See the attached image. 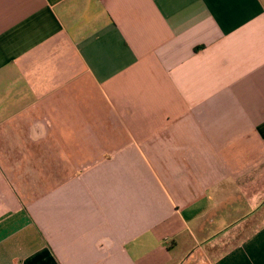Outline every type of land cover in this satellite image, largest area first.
I'll return each mask as SVG.
<instances>
[{
  "label": "crops",
  "instance_id": "0c3cea01",
  "mask_svg": "<svg viewBox=\"0 0 264 264\" xmlns=\"http://www.w3.org/2000/svg\"><path fill=\"white\" fill-rule=\"evenodd\" d=\"M0 264H264V0H0Z\"/></svg>",
  "mask_w": 264,
  "mask_h": 264
}]
</instances>
